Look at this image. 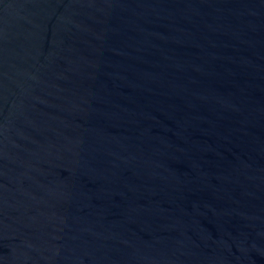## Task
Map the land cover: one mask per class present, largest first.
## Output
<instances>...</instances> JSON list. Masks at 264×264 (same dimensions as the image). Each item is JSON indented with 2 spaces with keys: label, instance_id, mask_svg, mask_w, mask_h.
Masks as SVG:
<instances>
[{
  "label": "water",
  "instance_id": "water-1",
  "mask_svg": "<svg viewBox=\"0 0 264 264\" xmlns=\"http://www.w3.org/2000/svg\"><path fill=\"white\" fill-rule=\"evenodd\" d=\"M0 264H264V0H0Z\"/></svg>",
  "mask_w": 264,
  "mask_h": 264
}]
</instances>
